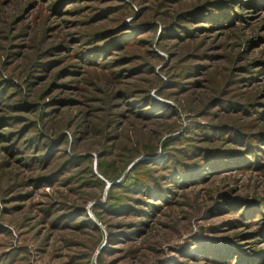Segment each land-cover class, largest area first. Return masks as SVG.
I'll use <instances>...</instances> for the list:
<instances>
[{
  "label": "rangeland",
  "instance_id": "obj_1",
  "mask_svg": "<svg viewBox=\"0 0 264 264\" xmlns=\"http://www.w3.org/2000/svg\"><path fill=\"white\" fill-rule=\"evenodd\" d=\"M2 119L0 264H264V0H0Z\"/></svg>",
  "mask_w": 264,
  "mask_h": 264
},
{
  "label": "trees",
  "instance_id": "obj_2",
  "mask_svg": "<svg viewBox=\"0 0 264 264\" xmlns=\"http://www.w3.org/2000/svg\"><path fill=\"white\" fill-rule=\"evenodd\" d=\"M111 44H112V42L109 43V45H111ZM0 121L2 122V121H5V120L2 119V120H0ZM148 193H149L150 197H157V196L160 195V192H159V191L149 192L148 190H146L144 196H147ZM258 235H259L261 238L264 239V231H263V230H262V231H259V232H258ZM231 253H232L231 250H228L227 253L225 252V255L228 256V255H230ZM260 259H261V258H259V260H260Z\"/></svg>",
  "mask_w": 264,
  "mask_h": 264
}]
</instances>
